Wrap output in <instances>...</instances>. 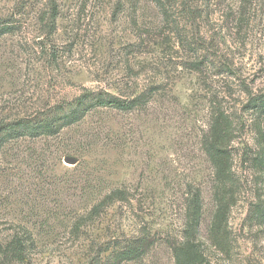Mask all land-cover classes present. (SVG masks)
<instances>
[{"label":"rangeland","instance_id":"obj_1","mask_svg":"<svg viewBox=\"0 0 264 264\" xmlns=\"http://www.w3.org/2000/svg\"><path fill=\"white\" fill-rule=\"evenodd\" d=\"M52 2L58 20L50 35L45 14L52 11ZM226 4L239 12L240 0ZM217 11L216 19L229 12L224 7ZM246 18V33H226L228 43L218 53L235 69L216 89L226 95L228 111L246 123L245 129L237 128L233 145L239 187L229 218L233 250L225 255L207 239L216 208L212 168L201 145L209 127V95L197 76L184 69L188 55L175 41L173 49L160 47L163 24L155 3L0 0V26L14 28L0 38V130L71 103L85 88L126 98L158 87L141 111H101L59 137L11 140L2 146L0 264H88L87 246L132 235L135 216L117 204L78 235L68 219L84 216L94 197L119 187L149 196L141 214L162 240L144 261L130 264H174L165 242L181 236L189 182L204 190L202 238L211 264H264V222L249 219L252 202L258 194L264 198V181L244 157L255 156L260 147L244 105L246 87L264 93V1L250 8ZM202 32L209 39L216 35L210 26ZM104 125L110 130H94ZM66 157L76 158L77 166L67 165ZM23 227L38 246L28 250L23 263L12 262L3 251Z\"/></svg>","mask_w":264,"mask_h":264},{"label":"trees","instance_id":"obj_2","mask_svg":"<svg viewBox=\"0 0 264 264\" xmlns=\"http://www.w3.org/2000/svg\"><path fill=\"white\" fill-rule=\"evenodd\" d=\"M140 1V0H139ZM158 9L163 30L160 47L164 49L178 46L187 53L188 59L183 63L185 70L195 74L199 86L209 97V127L201 140L202 151L212 168L211 190L215 201V212L208 229L207 239L218 252L231 255L233 238L229 226L232 208L237 203L239 179L234 171L233 145L239 130L246 128V123L240 116L229 112L225 106V96L216 87L225 75L234 74V63L225 55H219L221 46L228 43L226 33L244 34L249 26L246 18L250 8L264 0H240L239 12L229 7L227 0H151ZM225 3V4H224ZM217 7L228 9L225 17L216 19ZM229 7V8H228ZM52 11L45 14L48 17L47 26L52 27V35L57 27L58 8L52 2ZM224 19L220 23V20ZM210 26L216 35L209 39L203 34V29ZM11 26H0V38L11 33ZM169 29V32H166ZM163 32V33H162ZM189 40V41H188ZM147 45V43H146ZM213 50L214 53H211ZM223 57V58H222ZM225 59V60H224ZM200 86V88H201ZM156 88V89H155ZM144 91L132 97L122 98L104 90L94 91L85 88L83 94L74 101L55 107L47 113L32 119L22 118L11 124H3L0 130V150L2 146L18 139L36 140L40 138H56L66 130L80 126L87 118L101 111H118L133 113L146 108L155 96L158 87ZM248 100L244 105V113L252 117V128L258 136L259 148L255 156L246 153L245 163L255 168L264 181V93L254 94L246 87ZM202 90V88H201ZM238 125V127H237ZM94 130H110L107 126H96ZM184 201V224L179 239L169 240L168 248L174 264H211L207 246L202 238L204 220V190L196 182L186 184ZM128 187L113 188L94 197L91 206L84 216L74 222L69 217L72 232L80 234L90 224L97 222L117 204L132 212L136 230L130 236L103 244H91L88 247V264H130L140 263L149 257L162 240L156 232L153 223L147 215H142L143 206L149 196L134 195ZM153 197V196H151ZM152 199V198H151ZM153 204V203H152ZM249 219L252 223L264 222V198L258 194L250 205ZM28 229H22V234H14L12 241L3 251V256L12 262L23 263L30 249L37 248Z\"/></svg>","mask_w":264,"mask_h":264},{"label":"water","instance_id":"obj_3","mask_svg":"<svg viewBox=\"0 0 264 264\" xmlns=\"http://www.w3.org/2000/svg\"><path fill=\"white\" fill-rule=\"evenodd\" d=\"M64 162L70 166H77V164H78V160L76 158H73V157H66L64 159Z\"/></svg>","mask_w":264,"mask_h":264}]
</instances>
